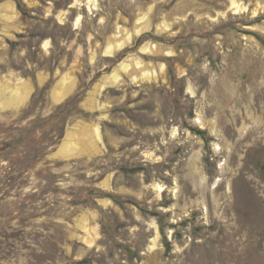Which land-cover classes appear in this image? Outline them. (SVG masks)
Instances as JSON below:
<instances>
[{"label": "rangeland", "instance_id": "1", "mask_svg": "<svg viewBox=\"0 0 264 264\" xmlns=\"http://www.w3.org/2000/svg\"><path fill=\"white\" fill-rule=\"evenodd\" d=\"M0 264H264V0H0Z\"/></svg>", "mask_w": 264, "mask_h": 264}, {"label": "bare ground", "instance_id": "2", "mask_svg": "<svg viewBox=\"0 0 264 264\" xmlns=\"http://www.w3.org/2000/svg\"><path fill=\"white\" fill-rule=\"evenodd\" d=\"M234 3H235V2H234ZM234 3H233V4H234ZM234 7H235V6H234ZM237 10H238V9H237ZM237 10H236V11H237ZM235 13H236V12H235ZM130 40H131V38L129 39V41H130ZM118 46H119V45H118ZM118 46H117V47H118ZM124 46H125V44H124V43H121V45L119 46V48L122 49ZM110 48H111V47H110ZM111 49H112V48H111ZM113 50H114V49H113ZM145 51H148V48H146ZM109 53H110V52H109ZM111 53H112V52H111ZM112 54H113V53H112ZM123 65H124V64H123ZM128 68H129V66H125V69H126V70H128ZM158 188H159V187H158ZM160 190L163 191V189H162L161 187H160Z\"/></svg>", "mask_w": 264, "mask_h": 264}]
</instances>
